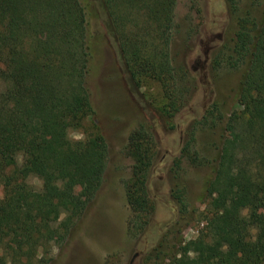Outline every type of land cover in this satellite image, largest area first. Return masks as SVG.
I'll use <instances>...</instances> for the list:
<instances>
[{
	"label": "trees",
	"instance_id": "trees-1",
	"mask_svg": "<svg viewBox=\"0 0 264 264\" xmlns=\"http://www.w3.org/2000/svg\"><path fill=\"white\" fill-rule=\"evenodd\" d=\"M78 1L0 0V264H31L53 236L67 234L86 207V199L67 185L79 182L89 199L103 181L106 143L69 138V131L80 129L93 113L87 88L92 13L88 2ZM95 2L135 88L158 83L160 104L151 106L172 129L170 121L187 92L178 84L186 73L171 58L177 0ZM232 53V65L246 69L239 109L227 116L218 163L206 186L205 224L194 239L178 236L168 247L167 237L161 239L147 257L152 263L264 264V17L258 28L246 18L239 21ZM214 111L212 106L208 114ZM191 142L180 158L195 164ZM124 152L131 160L130 177L123 182L131 211L127 231L138 237L155 212L149 186L159 163L153 127L139 123ZM32 176L41 181L40 190L29 183ZM175 197L183 203L180 191ZM244 210L262 212L255 242Z\"/></svg>",
	"mask_w": 264,
	"mask_h": 264
},
{
	"label": "rangeland",
	"instance_id": "rangeland-1",
	"mask_svg": "<svg viewBox=\"0 0 264 264\" xmlns=\"http://www.w3.org/2000/svg\"><path fill=\"white\" fill-rule=\"evenodd\" d=\"M84 1L92 13L87 88L93 113L80 129L69 131V138L104 141L108 148L106 169L98 192L89 199L79 182L70 183L71 188L67 185L69 192L86 199L85 210L67 234L53 236L31 264H130L134 255L133 264H157L147 257L154 255L151 250L161 239L167 237V247L178 236L194 239L205 224L210 201L206 186L218 163L227 116L239 109L238 94L246 69L245 65H232L233 39L241 19L259 27L264 0H177L171 58L173 65L186 73L178 84L187 92L182 110L170 121L172 129L151 106L160 104L158 83L135 88L117 44L106 32L103 13L95 0ZM212 106L218 111L210 115ZM141 122L153 127L159 163L149 181L155 212L147 232L133 237L127 231L131 211L123 187L130 177L131 160L124 148L129 134ZM189 142L198 157L195 164L180 158ZM28 181L36 190L41 189L37 177ZM178 191L182 204L175 197ZM243 213L251 221L250 239L255 242L262 212ZM181 215L183 219L177 223Z\"/></svg>",
	"mask_w": 264,
	"mask_h": 264
},
{
	"label": "water",
	"instance_id": "water-1",
	"mask_svg": "<svg viewBox=\"0 0 264 264\" xmlns=\"http://www.w3.org/2000/svg\"><path fill=\"white\" fill-rule=\"evenodd\" d=\"M135 257H136V255L133 256V258H132L130 264H133V260L135 259Z\"/></svg>",
	"mask_w": 264,
	"mask_h": 264
},
{
	"label": "clouds",
	"instance_id": "clouds-1",
	"mask_svg": "<svg viewBox=\"0 0 264 264\" xmlns=\"http://www.w3.org/2000/svg\"><path fill=\"white\" fill-rule=\"evenodd\" d=\"M78 139L82 138V137H77Z\"/></svg>",
	"mask_w": 264,
	"mask_h": 264
}]
</instances>
